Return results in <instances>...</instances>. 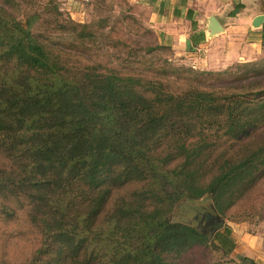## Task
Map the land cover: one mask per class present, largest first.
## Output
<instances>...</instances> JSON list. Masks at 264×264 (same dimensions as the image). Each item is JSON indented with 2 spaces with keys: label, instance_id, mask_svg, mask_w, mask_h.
Returning a JSON list of instances; mask_svg holds the SVG:
<instances>
[{
  "label": "trees",
  "instance_id": "trees-1",
  "mask_svg": "<svg viewBox=\"0 0 264 264\" xmlns=\"http://www.w3.org/2000/svg\"><path fill=\"white\" fill-rule=\"evenodd\" d=\"M28 1L0 0V216L27 208L38 236L21 264H185L208 239L171 209L207 196L223 217L264 174L262 82L219 96L145 88L54 48ZM229 232L213 233L226 255Z\"/></svg>",
  "mask_w": 264,
  "mask_h": 264
},
{
  "label": "rangeland",
  "instance_id": "rangeland-1",
  "mask_svg": "<svg viewBox=\"0 0 264 264\" xmlns=\"http://www.w3.org/2000/svg\"><path fill=\"white\" fill-rule=\"evenodd\" d=\"M27 8L30 13L39 15L32 31L41 34L54 48L70 54L80 64L92 60L106 68H114L121 75L139 79L145 88H155L161 83L163 91L178 93L197 89L219 96L243 91L236 89L240 81L246 84L260 80L264 86V49L256 60L235 62L222 70L192 68L195 65L184 57L187 55L185 50L181 57H174L170 44L164 41V34L150 27L148 11L137 5L135 0H29ZM180 68H192L194 73L203 74L181 73L178 79L174 78L173 70L178 72ZM229 104L236 113H240L244 106L241 99L232 100ZM257 132L264 135V128L259 127ZM210 138L217 148L225 140L215 134ZM185 203L213 208L207 196ZM182 211V208L179 212L174 206L167 218L178 223L185 218ZM26 214L27 208H23L15 211L11 218L0 216V263L21 264L37 247L38 236L28 226ZM219 222L222 227L229 228L230 235L239 228L252 234L262 229L264 174L223 217H211L205 225L193 223V228L208 241L206 246L192 250L185 264H248L245 258L232 252L223 254L216 247L213 233ZM185 224L189 225V221Z\"/></svg>",
  "mask_w": 264,
  "mask_h": 264
},
{
  "label": "crops",
  "instance_id": "crops-1",
  "mask_svg": "<svg viewBox=\"0 0 264 264\" xmlns=\"http://www.w3.org/2000/svg\"><path fill=\"white\" fill-rule=\"evenodd\" d=\"M135 3L148 11L150 27L164 34L174 57L187 52L184 57L193 61L192 68L222 70L235 62L256 60L263 54L261 26H252L256 16L264 17L262 0H135ZM234 6L242 8L233 11ZM209 17H214L220 28L212 36L206 31ZM230 237L234 243L232 253L264 264V225L254 234L239 228Z\"/></svg>",
  "mask_w": 264,
  "mask_h": 264
},
{
  "label": "water",
  "instance_id": "water-1",
  "mask_svg": "<svg viewBox=\"0 0 264 264\" xmlns=\"http://www.w3.org/2000/svg\"><path fill=\"white\" fill-rule=\"evenodd\" d=\"M264 17L262 15L256 16L253 20H252V26L253 27H259L262 25ZM206 31L208 32V34L210 36L217 34L218 32H220V28L219 25L217 23V21L215 20L214 17H209L206 21ZM180 208H182V215L185 216V218L178 222V223H182L185 224L186 222L189 221V225L190 227L193 228V223L196 224H201V225H205L209 222L211 217H215L217 216V213L215 211L214 208L211 207H206L203 205H193L190 203H181L177 206V209L180 212ZM193 218V220H192Z\"/></svg>",
  "mask_w": 264,
  "mask_h": 264
}]
</instances>
